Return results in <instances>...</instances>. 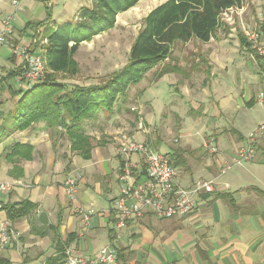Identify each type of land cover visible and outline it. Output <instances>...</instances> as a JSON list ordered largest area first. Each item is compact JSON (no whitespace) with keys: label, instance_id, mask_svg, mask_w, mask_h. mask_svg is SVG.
I'll return each instance as SVG.
<instances>
[{"label":"crops","instance_id":"0c3cea01","mask_svg":"<svg viewBox=\"0 0 264 264\" xmlns=\"http://www.w3.org/2000/svg\"><path fill=\"white\" fill-rule=\"evenodd\" d=\"M80 3L0 0V30L2 21L9 19L7 44L0 48V128L17 100V92L26 85L20 76L13 75L20 68L13 48L23 45L41 51L37 38L41 29L33 24L46 21L48 13L47 21L56 24L64 12L73 16ZM245 4L252 5L249 23L240 20ZM231 14L237 15L240 24L236 25ZM262 18L264 0H247L240 8L226 10L209 41L191 39L175 44L156 71L174 72L177 78L169 85L180 86L175 89L180 100L171 97L166 105L160 101L159 115L165 122L158 128L150 112L145 114L147 108L139 104L134 114L122 111L107 122L89 126L94 144L89 160L70 153L68 141L42 122L10 131L0 141V182L11 184L9 191L0 190V218L8 219L2 209L7 203L29 200L36 209L28 216L8 220L20 235L0 246V257L9 264H46L56 254L55 239L65 241L70 236L67 248L87 257L113 243L116 257L104 264H264V131L257 136L252 160L220 173L247 144L248 134L264 123V113L256 109L261 108L256 96L264 90V61L252 55L239 39L240 35L246 38L251 23L264 43ZM182 70H186L183 76L175 73ZM184 97L193 102L197 113L187 108ZM151 124L156 127L154 132ZM127 140L150 148L169 144L177 184L188 188L196 180L213 179L214 190L199 195L195 208L186 216L161 219L147 212L129 220L114 239V201L120 194L116 148ZM205 140L217 148L215 153L204 147ZM15 142L29 143L33 151L30 159L12 169L5 154ZM131 158L141 161L140 155ZM75 173L80 180L70 198L64 181ZM143 173L142 165L134 173L138 181ZM79 205L94 210L87 224L75 213Z\"/></svg>","mask_w":264,"mask_h":264},{"label":"trees","instance_id":"16d2710c","mask_svg":"<svg viewBox=\"0 0 264 264\" xmlns=\"http://www.w3.org/2000/svg\"><path fill=\"white\" fill-rule=\"evenodd\" d=\"M140 1L90 0V6L78 8L71 20L52 24L47 21L50 20L48 13L46 21L33 24L41 29L37 38L46 72L40 82L29 84L17 92L13 108L4 116L0 141L10 131H21L42 122L46 129L68 141L70 153L89 160L94 147L93 137L87 132L89 126L107 122L110 116L125 111L129 88L164 62L177 41H209L220 25L222 14L230 8L242 7L247 0H165L143 18L142 26L131 44L127 63L106 81L84 85L58 80L59 74L74 76L78 72L74 55L82 42L112 28L117 14L136 6ZM239 39L252 53L247 38L240 35ZM22 71L19 68L13 75L20 76L24 81ZM32 151L31 144L15 142L5 158L15 169L21 161L32 157ZM170 157L172 160L173 156ZM2 209L8 220L13 221L28 216L36 209V204L24 200L4 204ZM69 239L70 236L65 241L55 239L56 254L49 257L46 264H64ZM0 264H9V261L0 257Z\"/></svg>","mask_w":264,"mask_h":264},{"label":"built area","instance_id":"2783aa9c","mask_svg":"<svg viewBox=\"0 0 264 264\" xmlns=\"http://www.w3.org/2000/svg\"><path fill=\"white\" fill-rule=\"evenodd\" d=\"M232 9V8H230ZM226 14V11L222 14ZM226 17H228L226 15ZM264 22V19L262 18ZM3 22L4 27L0 30V48L7 44L9 33V19ZM248 42L253 50L252 55H258L264 61V43L256 29L246 34ZM36 43V40L33 41ZM14 57L19 61L23 70L22 78L29 85L40 82L45 75L44 60L41 51L18 45L13 48ZM257 103L264 109V90L256 96ZM132 110H134L132 108ZM264 131V123L251 131L247 136V144L240 147L231 164H225L220 169L223 174L232 166H240L244 162L253 159L257 142V136ZM204 147L215 153L217 148L209 140L204 141ZM116 154L120 159L118 168V180L120 182V194L114 201V239L119 235L121 229L132 218L142 216L151 212L161 219L183 217L193 211L196 199L199 195L211 193L214 190L213 179H199L193 184L184 188L176 182V170L172 166L171 157L168 153L153 150L147 144L134 140L122 142L116 148ZM140 155L141 161L132 160V155ZM144 166V173L141 180H137L134 173ZM80 180L79 174L68 175L64 181L65 193L73 198L76 193L77 183ZM11 184L1 183L0 190L9 191ZM75 213L87 224L90 216L94 213L91 208L76 206ZM20 232L16 231L8 219L0 218V246L7 245L17 239ZM116 248L112 244L102 247L94 256H83L76 254L71 248L65 250L64 264H104L114 260Z\"/></svg>","mask_w":264,"mask_h":264},{"label":"rangeland","instance_id":"374dc122","mask_svg":"<svg viewBox=\"0 0 264 264\" xmlns=\"http://www.w3.org/2000/svg\"><path fill=\"white\" fill-rule=\"evenodd\" d=\"M79 1L81 2V6H90V3H86L85 0ZM164 1L165 0H141L137 3L136 6L128 9L125 12L117 14L115 18V25L112 28L108 29L105 32H102L99 35L94 36L89 41H84L81 43L78 51L74 55V58L78 63V72L74 76L59 74L57 75L58 80L62 82L84 85L99 84L106 81L114 72L121 69L127 63L131 44L142 26L143 18L152 8ZM251 6L252 5L247 6V4H245L246 9L241 15L240 19L244 23H249V14L251 12L249 8ZM58 7H61V3H59ZM229 16L232 18L233 16H235V20L237 23L236 25L240 24L237 15L231 14ZM71 19V13L64 12V16L61 15L56 18V24H60ZM53 24H55V22H53ZM241 26L243 25L238 26V28H242ZM248 30H253L251 23ZM180 43L182 42L177 41L175 44ZM159 66H155L153 69L148 71L137 84L129 88L126 99L127 104L126 107H124V113L126 114L136 113L140 109L139 104L146 107L147 109L144 110L145 114L150 112V117L153 118L152 123H155L158 128L162 125L163 122H165V120L162 119V116L159 115L158 106L161 105L160 101L162 102V104L166 105L171 97H176L180 100V93L175 91L176 87H178L179 84L177 86L169 85L170 81L177 78L176 75L174 74V72L173 75H170L168 74V72H166L165 74H163L166 76L161 79L163 77V75L159 76L161 69H159L160 71L158 73L156 72ZM164 68L166 69V67H163L162 69L164 70ZM185 71L186 70H182L175 73L183 76L185 74ZM205 74L208 75V73ZM209 80H212L211 76H209ZM28 86L29 85L26 83V85L23 87L25 89ZM182 101L187 105L188 109H194V112H198L197 108L194 107V104L193 102H191V100L184 97ZM132 108L135 110H132ZM261 108L256 107L258 112L262 115L264 113V110ZM100 113L101 117H103L102 112ZM147 116L149 117V115ZM6 123L8 124L9 122ZM118 124L119 123H116V125ZM153 124H151V128L154 132V129H156V127H154ZM91 130V128H88L87 132H90ZM171 144L174 143H172L171 141ZM151 148L162 153H171L173 149L170 148L169 144H166L165 142L160 144L156 148Z\"/></svg>","mask_w":264,"mask_h":264}]
</instances>
